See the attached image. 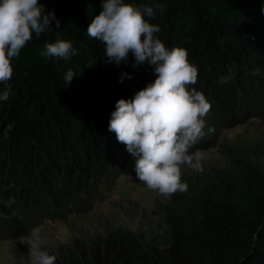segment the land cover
Wrapping results in <instances>:
<instances>
[{
    "label": "trees",
    "instance_id": "16d2710c",
    "mask_svg": "<svg viewBox=\"0 0 264 264\" xmlns=\"http://www.w3.org/2000/svg\"><path fill=\"white\" fill-rule=\"evenodd\" d=\"M125 2L140 7L151 0ZM160 2L164 10L145 19L159 25L156 35L166 47L186 49L198 69L194 87L211 104L207 134L190 151L212 144L221 129L263 118L264 77L234 63L264 68V0ZM40 3L54 11L60 28L53 21L52 32L33 35L12 61L10 96L0 101V237L6 239L28 235L45 221L89 212L126 169L136 176L134 158L108 131V122L117 100L134 98L156 78L147 62L133 67L131 53L119 66L105 63L103 45L87 35L102 0ZM57 38L70 41L78 54L68 61L41 57L43 45ZM68 69L76 75L65 87ZM228 75L230 82H219ZM4 89L0 85V92ZM245 188V206L233 200L214 203L198 223L177 214L169 218V240L162 247L116 231L88 245L75 241L66 263L264 264V175L248 171Z\"/></svg>",
    "mask_w": 264,
    "mask_h": 264
},
{
    "label": "clouds",
    "instance_id": "9594fccd",
    "mask_svg": "<svg viewBox=\"0 0 264 264\" xmlns=\"http://www.w3.org/2000/svg\"><path fill=\"white\" fill-rule=\"evenodd\" d=\"M164 7L160 0L140 7L125 0H102V11L92 19L87 35L103 45L105 63L119 66L122 61L127 62L131 53L133 67L147 62L154 68V82L137 91L132 99L117 100L108 131L115 133L117 142L125 145L134 158L137 180L167 199L188 190V184L181 179L182 166L203 171L204 154L190 149L207 134L206 117L211 104L194 87L198 69L189 62L186 49L166 47L156 35L159 25L145 19H154ZM53 21L60 28L54 11H47L40 0H0V85L5 86L0 101H7L10 96L7 86L14 74L12 61L33 40V35L38 39L42 33L52 32ZM77 54L70 41L59 38L45 43L39 51L41 57L65 61ZM74 75L72 69L66 71L65 87ZM218 79L227 83L231 76ZM31 236V264H55L56 257L42 250L39 232L33 230Z\"/></svg>",
    "mask_w": 264,
    "mask_h": 264
},
{
    "label": "rangeland",
    "instance_id": "374dc122",
    "mask_svg": "<svg viewBox=\"0 0 264 264\" xmlns=\"http://www.w3.org/2000/svg\"><path fill=\"white\" fill-rule=\"evenodd\" d=\"M236 66L249 75L264 77V68L249 69L235 62ZM210 142L213 143L208 142L199 150L204 154L203 171L181 167L182 182L188 184L186 193L165 199L126 169L114 188L104 192L89 212L45 221L35 227L33 230L39 232L43 241L42 250L54 255L55 262L67 264V250L74 247L75 241L88 245L97 237L116 231L131 232L145 245L162 247L169 240L168 219L175 214L198 223L202 213L214 203L233 200L245 206L246 174L256 170L264 175V117L221 129L215 141L212 138ZM32 232L12 239L0 237V264H31L28 242L33 238Z\"/></svg>",
    "mask_w": 264,
    "mask_h": 264
}]
</instances>
